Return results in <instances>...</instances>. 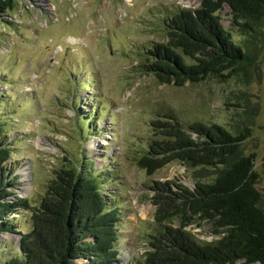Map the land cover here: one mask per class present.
Wrapping results in <instances>:
<instances>
[{
	"label": "rangeland",
	"instance_id": "rangeland-1",
	"mask_svg": "<svg viewBox=\"0 0 264 264\" xmlns=\"http://www.w3.org/2000/svg\"><path fill=\"white\" fill-rule=\"evenodd\" d=\"M199 5V0H21L16 14L5 16L8 24L0 21V115L9 121L7 171L15 180L8 192L34 205L64 160L88 156L110 175L103 195L123 216L115 264L143 263L156 214L151 183L191 186L193 175L213 176L180 163L149 176L135 165L133 157L149 139L148 123L157 112L170 110L185 123H214L229 131L248 128L242 150L256 157L257 187L264 194V45L251 79L211 77L177 88L160 85L137 68L135 53L166 42L163 21ZM228 12L225 7L220 13L226 28ZM232 35L236 44L243 42ZM77 79H82L78 86ZM94 109L99 113L90 125L75 120L77 111ZM10 219L17 231H30L26 211ZM187 230L199 240H215L206 224ZM21 237L0 236V264L18 251Z\"/></svg>",
	"mask_w": 264,
	"mask_h": 264
},
{
	"label": "trees",
	"instance_id": "trees-1",
	"mask_svg": "<svg viewBox=\"0 0 264 264\" xmlns=\"http://www.w3.org/2000/svg\"><path fill=\"white\" fill-rule=\"evenodd\" d=\"M20 2L0 0V21L8 24L5 16L16 14ZM199 2L197 9H178L163 21L164 44L135 53L139 72L177 88L211 77L242 74L251 79L264 45V0ZM225 7L230 28L220 16ZM233 32L242 37L241 44L235 43ZM77 80L78 86L82 79ZM78 105L76 99L74 106ZM80 110L74 115L77 121L90 125L92 117H98L96 109ZM8 122L0 115V236L22 237L18 251L9 253L2 264H77L79 260L115 264L123 216L116 202L103 195L110 175L103 167L96 169L88 156L79 161L69 158L53 172L36 204L16 197L8 192L15 186L7 171L12 154L5 138ZM148 128L149 139L133 157L147 175L180 163L213 176L204 180L193 175V188L178 181L151 183L156 207L153 232L145 241L143 263L126 264H264V194L257 187L256 157L242 150L251 131H229L201 121L185 123L170 110L157 112ZM10 196L14 202L8 201ZM21 211L29 214L30 231L25 234L10 219ZM202 224L211 228L215 240H199L187 230Z\"/></svg>",
	"mask_w": 264,
	"mask_h": 264
},
{
	"label": "water",
	"instance_id": "water-1",
	"mask_svg": "<svg viewBox=\"0 0 264 264\" xmlns=\"http://www.w3.org/2000/svg\"><path fill=\"white\" fill-rule=\"evenodd\" d=\"M189 183H191V186L190 187L193 188L194 187L193 181H190Z\"/></svg>",
	"mask_w": 264,
	"mask_h": 264
}]
</instances>
